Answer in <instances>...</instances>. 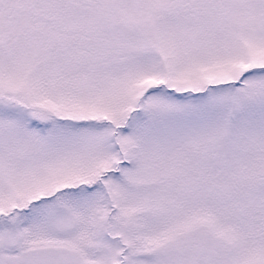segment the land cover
I'll return each instance as SVG.
<instances>
[{
  "label": "snow or ice",
  "instance_id": "1",
  "mask_svg": "<svg viewBox=\"0 0 264 264\" xmlns=\"http://www.w3.org/2000/svg\"><path fill=\"white\" fill-rule=\"evenodd\" d=\"M0 264H264V0H0Z\"/></svg>",
  "mask_w": 264,
  "mask_h": 264
}]
</instances>
